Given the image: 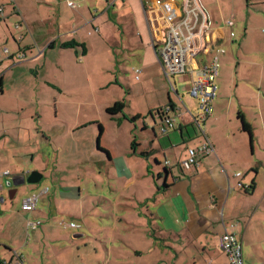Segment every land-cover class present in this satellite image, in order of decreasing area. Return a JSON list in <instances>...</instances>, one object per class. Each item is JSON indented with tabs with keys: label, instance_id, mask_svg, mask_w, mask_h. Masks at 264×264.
Listing matches in <instances>:
<instances>
[{
	"label": "crops",
	"instance_id": "1",
	"mask_svg": "<svg viewBox=\"0 0 264 264\" xmlns=\"http://www.w3.org/2000/svg\"><path fill=\"white\" fill-rule=\"evenodd\" d=\"M67 1L0 0V53L4 48L10 53L0 56V173L9 172L0 176V264H201L202 258L229 264L218 248L225 230L240 240L246 264H264V249L253 250L258 234L264 245V0H199L208 15L211 44L224 51L218 58L212 115L201 127L195 123L197 102L189 95L193 76L168 81L157 62L155 49L164 37L157 0H71L73 8ZM175 2L181 7L184 0ZM230 17L229 27L225 21ZM196 59L202 66L211 54ZM94 63L121 72L125 79L129 75L139 82L136 88L146 89L132 114L124 115L141 117L134 125L146 134L141 143L134 140L135 154L127 156L134 157L128 159V185L140 178L139 164L146 172L140 175L147 191L120 192L119 197L130 198L124 204L128 216L119 217L121 223L108 239L77 220L85 215L81 187L64 185L68 178L62 176L65 169L58 158L49 173V159L52 163L58 156L51 144L57 113L48 122L41 113H23L40 84L59 97L60 84L70 86L77 70L87 71ZM113 79L107 84L119 83V76ZM159 113L167 114L169 125ZM175 116L180 117L176 123ZM67 119L68 132L88 125ZM205 140L213 152L185 169L188 149ZM32 143L34 151L23 159ZM141 144L149 148L147 157H138ZM98 153L113 164L110 152ZM56 167H61L57 178L52 175ZM33 173L41 175L37 183L45 173L56 180L27 213L21 210L22 200L47 184L32 187L25 197L13 188L27 183L15 187L11 179L20 183ZM28 221L41 225L32 230Z\"/></svg>",
	"mask_w": 264,
	"mask_h": 264
},
{
	"label": "rangeland",
	"instance_id": "2",
	"mask_svg": "<svg viewBox=\"0 0 264 264\" xmlns=\"http://www.w3.org/2000/svg\"><path fill=\"white\" fill-rule=\"evenodd\" d=\"M93 56L96 55L93 54ZM100 63L102 64V62ZM101 68L102 67L98 64L94 63L87 71L77 70L75 72L77 76H73L74 78L70 86L60 84L63 94L59 97L54 95L52 91L49 92L47 87L40 84L37 93H35V97L32 98L30 102L31 104L26 103L24 105L23 113H41L43 117L47 118V122L50 119L52 120L55 113H57V117L55 118L57 131L53 136V140H51V144L56 151H58V156L54 157L52 163L50 162L52 157L49 159V173H51V168H53L51 167L52 164L55 163L58 158V162H61L63 165L62 168L65 169V171L62 172V176L68 178L67 182H63L64 185L67 186L68 189L81 187V192L83 194L81 203L83 204L85 215L82 221H80L81 219L77 220H79V223L84 229L86 226L92 227L93 233L97 234V236L99 234V236L104 239H108L110 235L114 233V228L121 223L118 221L119 217L128 216L124 214V211L129 210L124 204L128 203L126 199L130 198L128 195L124 197L125 199L119 197L120 192L124 191L128 194L130 191L134 192L135 190L147 191V183L143 181L145 177H141L140 175L142 171L144 175H146V172L143 166L139 164L136 166V170L139 172L137 176L140 178L135 179L136 183L128 185V181L131 179L130 169L132 168L128 159H134V157L127 158L131 153L135 154V146L133 145L134 140L137 139V142H139V138L143 136L146 137V134L141 135V126H135L134 123L130 122L129 117L124 114L119 115L118 119L114 118V120L110 121L111 119L109 120L105 109L116 101H122L125 103L124 113L127 115L130 113L132 114V110L140 94L145 95L146 89L142 86L136 88L139 86V82H136L131 77L129 78V75L126 76L125 79L122 73L117 70ZM38 72L39 77H42L43 71L38 70ZM115 75L119 76V83L107 84L109 81L111 83L114 82L113 77ZM188 75L189 74L182 76ZM42 82L43 81L40 80V83ZM67 116L71 118L73 122L79 124L85 122L88 125L84 128L68 132L66 129ZM120 118L125 121L120 123ZM177 119L179 120L180 117H173L174 123L177 122ZM26 122L28 124L29 121L26 120ZM98 125L105 128L104 133L100 137V145L103 149L111 153L114 165L96 151V139L99 132ZM32 130L35 133V126ZM141 145V148L137 150L138 157L141 156V153L149 149L147 146ZM153 148H155V145ZM33 151L34 147L32 143L29 147L25 148L23 151L25 154H22L21 157L23 159H29L27 154ZM142 157L140 160H142L143 163H147L146 158ZM159 159L161 163L162 156H160ZM148 163L149 165L152 164V160L148 161ZM26 166L28 169H32L29 161ZM60 169L61 167L55 168V172L52 174L53 177L57 178ZM45 175L46 179H42L39 183L24 184L25 186H17V188H13V190L18 189L20 193L25 195L32 187L44 186L47 184L44 187L47 186L46 188L49 191V187L53 184L52 180L56 179H48V173H45ZM97 176H101L103 180H100ZM78 178L79 180L77 181ZM11 181L13 180L11 179ZM48 191L46 193H48ZM67 224H70V222L68 221ZM60 226L63 227L62 224H60ZM84 232L87 235L90 234L87 230ZM262 236H264V233ZM259 241L260 236L258 234L257 242L254 243L253 249L255 254H257V251H261L256 248L257 246L262 250L264 249V245L262 246V244H259ZM250 250L252 253V248ZM73 251L76 253L75 249H73ZM83 251L84 249L80 252L82 256L85 255ZM261 252L264 256V250ZM159 264H167V262ZM189 264L192 263L190 262ZM201 264L210 263L207 259L202 258ZM244 264L246 263L244 262Z\"/></svg>",
	"mask_w": 264,
	"mask_h": 264
},
{
	"label": "built area",
	"instance_id": "3",
	"mask_svg": "<svg viewBox=\"0 0 264 264\" xmlns=\"http://www.w3.org/2000/svg\"><path fill=\"white\" fill-rule=\"evenodd\" d=\"M67 5L75 7L71 0L67 1ZM155 6L161 11L159 32L164 34L155 49L157 62L168 81L176 76L186 74L193 76L189 95L197 102L198 117L195 118V123L201 127V121L212 115V102L217 90L215 81L218 76V58L224 51L211 44L208 15L199 0H184L181 7L176 5L175 0H157ZM225 24L232 26V17L227 19ZM200 54H211V59L207 64L197 66L196 58ZM1 55L10 57L7 48L2 49ZM136 72L138 74L139 71ZM165 123L170 124L168 118ZM211 152L213 149L208 140L196 149H188V157L183 162V167L188 169L196 165L197 157ZM7 175L8 171L0 173V176ZM47 191L48 189L44 188L39 194L28 195L21 202V210L33 212L39 196ZM27 225L34 230L41 222L28 221ZM79 226L72 225L74 228ZM218 248L226 256L229 264H244L241 242L235 234L225 230L219 238Z\"/></svg>",
	"mask_w": 264,
	"mask_h": 264
},
{
	"label": "trees",
	"instance_id": "4",
	"mask_svg": "<svg viewBox=\"0 0 264 264\" xmlns=\"http://www.w3.org/2000/svg\"><path fill=\"white\" fill-rule=\"evenodd\" d=\"M124 108H125V103L124 102H122V101H116L111 106L107 107L105 109V112H106V115L111 120H114V118L118 117L121 114H124ZM156 111L158 112L160 110L158 109ZM150 115H152V114H150ZM159 115H160L161 121L162 122H165V120L167 119V114L166 113H159ZM140 118L141 117H139V116H133V117H129V120H130L131 123H135ZM240 121H241V125H242V130L249 135L251 133L249 126L242 120V118H240ZM98 130H99V132L102 131L101 125L98 126ZM96 148L98 149V151H100L102 153H105V155L108 156V152L105 151V150H103V149H101V147L99 146V140H98V138L96 139ZM147 155H148L147 152L141 153V156L147 157Z\"/></svg>",
	"mask_w": 264,
	"mask_h": 264
},
{
	"label": "water",
	"instance_id": "5",
	"mask_svg": "<svg viewBox=\"0 0 264 264\" xmlns=\"http://www.w3.org/2000/svg\"><path fill=\"white\" fill-rule=\"evenodd\" d=\"M40 178H41L40 174L33 173L26 180L22 179L20 183H15L14 181H12L11 183L13 186H17V185L24 184V183L34 184V183H37L40 180Z\"/></svg>",
	"mask_w": 264,
	"mask_h": 264
}]
</instances>
